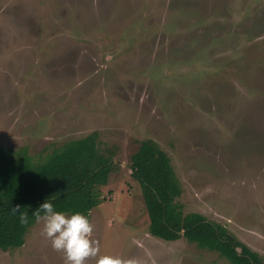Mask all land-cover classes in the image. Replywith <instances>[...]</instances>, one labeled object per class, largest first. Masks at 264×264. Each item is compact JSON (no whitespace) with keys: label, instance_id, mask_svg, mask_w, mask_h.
Here are the masks:
<instances>
[{"label":"rangeland","instance_id":"374dc122","mask_svg":"<svg viewBox=\"0 0 264 264\" xmlns=\"http://www.w3.org/2000/svg\"><path fill=\"white\" fill-rule=\"evenodd\" d=\"M94 131L114 165L88 216L101 254L232 264L151 234L130 165L152 139L184 214L223 225L264 262V0H0V148L38 160ZM42 226L0 264H64Z\"/></svg>","mask_w":264,"mask_h":264},{"label":"trees","instance_id":"16d2710c","mask_svg":"<svg viewBox=\"0 0 264 264\" xmlns=\"http://www.w3.org/2000/svg\"><path fill=\"white\" fill-rule=\"evenodd\" d=\"M94 131L55 147L44 158L35 160L26 148H0V250L25 244L36 223L33 213L46 201L55 211L89 216L105 198L100 187L110 181L113 159ZM170 157L152 139L142 141L131 157L132 177L142 188L152 235L165 240L185 237L201 248L219 252L232 264H264L259 254L198 212L185 213L178 200L182 185L170 164ZM21 206L29 221L22 226Z\"/></svg>","mask_w":264,"mask_h":264},{"label":"clouds","instance_id":"9594fccd","mask_svg":"<svg viewBox=\"0 0 264 264\" xmlns=\"http://www.w3.org/2000/svg\"><path fill=\"white\" fill-rule=\"evenodd\" d=\"M19 213V221L26 226L28 213L21 212V206L12 208ZM38 222L42 221V235L50 242L51 248L63 255L64 264H87L95 260V264H141L137 258H123L119 255L101 254L100 242L93 238L94 225L89 218L79 212L65 214L54 210L51 201L40 205L33 213Z\"/></svg>","mask_w":264,"mask_h":264}]
</instances>
